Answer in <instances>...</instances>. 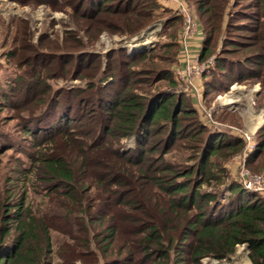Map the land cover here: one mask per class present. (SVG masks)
<instances>
[{"label":"trees","instance_id":"trees-1","mask_svg":"<svg viewBox=\"0 0 264 264\" xmlns=\"http://www.w3.org/2000/svg\"><path fill=\"white\" fill-rule=\"evenodd\" d=\"M87 1L91 5L85 8ZM185 1L189 5L191 0ZM242 1L194 0L203 15L201 58H208L217 48L214 64L202 76L205 98L248 78L259 79L264 89V0ZM62 2L72 7L73 21L93 41L104 31L128 37L140 33L154 21L157 8L151 0ZM239 17L249 23L238 24ZM72 31L66 33L75 34ZM68 38L62 47L67 51L61 54L64 67L75 59L74 65L80 63L81 70L91 69L89 74L70 75L87 83L50 94L45 81L50 79L51 69L38 72L39 82L44 79L45 83L40 94L47 98L42 101L44 106L26 119L29 122L24 130L34 137L43 132L52 140L60 138L67 149L73 148L68 154L34 152L23 175L36 170L49 184L48 191L63 195L75 213L81 211L82 215L74 218L84 228H80L85 235L83 244L90 253H94L92 245L101 264H211L204 260H229L239 246H245L251 264H264V200L238 183L228 182L226 165L212 159H227L240 152L243 137L209 128L185 94H152L142 87L164 80L174 90L179 82L173 66L159 67L151 61L146 68L136 70L130 61L135 55L112 60L118 50L108 52L102 66L100 54L82 51L85 44L81 38ZM28 73L24 70L17 76L12 99L24 89L39 91L35 80H28ZM35 94L26 102L41 104ZM68 94H76L77 101L67 102L63 96ZM61 102L57 122L43 119L50 106L57 109ZM261 131L264 135V126ZM129 137H134V147L124 151L120 140ZM177 139L194 141V157H190L195 162L179 166L165 158ZM255 147L261 155L264 138ZM225 148L228 152L224 154ZM95 149L113 156L112 167L107 170L102 166L106 171L96 179L116 196L114 206L125 207L122 222L128 227L125 236L131 237L125 251L124 246H115L122 239L120 223L95 219L91 224L98 223L102 230L93 232L83 226L90 208L84 206L82 169L90 168V153ZM27 188L21 192L10 188L7 198H0V264H52V227L27 205Z\"/></svg>","mask_w":264,"mask_h":264},{"label":"rangeland","instance_id":"rangeland-1","mask_svg":"<svg viewBox=\"0 0 264 264\" xmlns=\"http://www.w3.org/2000/svg\"><path fill=\"white\" fill-rule=\"evenodd\" d=\"M113 1L108 0V4ZM151 1L157 5V8L154 13V21L146 29L131 37L104 31L97 40L93 41L91 39L88 40L87 35L78 28L73 21V17H71L72 7L65 5L62 0H0V198L6 199L7 194H10V188L11 191L21 192L24 186H28L26 194L27 205L30 206L33 214L45 217L52 227V264H101L102 260L99 261L101 257H95L97 252L92 245L90 249L94 250V253H90V250L83 244L85 235L81 233L80 229L83 227L79 223V219L75 221L74 218L81 211L75 213L73 208L65 204L63 195L48 191L47 186L49 184L45 183L42 175L36 170L25 176L23 175V171L27 170L25 167L28 164H32L31 156H34L32 155L34 152L38 154V151L42 150L45 154L54 151V154L56 152L68 154L73 148V146H70L67 149V144L65 146V142L60 138L52 140L51 137L47 136L49 134L44 135L43 132L38 135L39 137H34L24 130V127L29 122L26 119L28 117L31 118L34 112L36 113L43 107L44 105L42 104L44 103L42 101L47 98L46 95L40 94L41 89L44 88L42 85L44 79L41 80V83L39 82L40 79L38 78L40 75L38 72L44 73L51 69L52 75L49 76L50 79L45 81L50 86H48L50 94L59 89L84 87L87 80L81 77V79H73L70 75H72V72H80L81 76V74H89L92 70L88 68L81 70L82 66L80 63L74 65L75 59H72L71 63L64 67L61 59V54L67 51L62 48L64 38L69 37L71 39V36L76 35L84 41L85 47H83L82 51L93 52L102 56V66H104L106 60L105 55L112 50H118L120 53L116 52L112 60L125 59L124 54L128 56L135 55L130 60L132 68L142 70L149 66L151 61H154L155 65L159 67L173 66V74L175 75L174 62H176L179 53L178 38L182 20L174 9L163 6L157 0ZM246 1L243 0L241 4ZM189 2V6L196 14L199 23L202 24L203 15L201 10H197L194 0ZM90 5L91 2L87 1L84 7L87 8ZM250 10L251 12L253 11L252 9H246V12H250ZM236 20L238 24L242 22L249 23L248 19L243 17H239ZM79 22L84 21L79 20ZM68 30H73L72 32L75 34L66 33ZM231 32L233 34L236 32L246 34V31ZM121 50H124V52L121 53ZM215 50L213 54L216 55L217 48ZM145 53L147 56H145ZM49 56H56V58L51 60ZM47 58L48 60H46ZM94 63L96 64L97 62L95 61ZM24 70L29 72L28 80H35V84H38L36 91H39L30 92V90H26L25 92L24 89L22 93L12 99V88L17 81V76ZM66 73L67 75L64 77ZM53 76L56 77L51 78ZM235 83H237V87L233 95L237 97L235 98L238 101L235 100L233 102V108L225 107L218 101V96H222L221 99L223 100L230 88L228 89L229 91H214L206 98L203 95L206 107L212 108L213 118L218 124L209 125L210 122L207 117L196 104L198 113L202 122L207 123L212 130L219 129L228 133L232 131L240 137H243L244 132L251 134L256 146V142L264 138V135H260L262 131L258 130L256 134L251 133L243 125V122L247 116L253 117L252 115L261 109L264 111V89H262L261 81L255 78H248ZM117 87L121 88L123 85L118 84ZM142 87L152 94L172 91L177 94H187L181 90L180 85H177L173 90L167 86V82L164 80L154 85L144 83ZM34 94L38 97V101L41 104L26 102ZM63 98L67 102H72L73 99L77 101L76 94L64 95ZM24 101L26 102L25 104H23ZM21 102L23 103L21 104ZM62 103L57 109L50 106L43 119H47L48 122H57ZM33 126L31 125L30 128ZM230 126L236 127L238 131L232 130ZM177 140L175 146L170 149L165 158L179 166L195 162L190 157H194L192 148L195 146L194 141L189 139ZM229 140L231 139H225V141ZM119 144L122 145V150H128L134 147V137L124 138L120 140ZM115 146H118V144H115ZM244 148L245 141L243 149L227 159H223L222 156L212 157L213 160L226 165L228 182H235L240 185L239 174L243 162H245L251 172L264 173V152L261 155L256 154L258 150L254 147L245 158ZM227 152L228 148H225L222 153L225 154ZM90 154V168L84 167L82 169L84 179L81 189H83L82 195L86 196L84 206L90 208L84 216L83 226L86 225L89 232H93L102 230L98 223L91 224V221L95 219L101 218L105 223L113 225L120 223L122 232L119 235H122V239L115 246H124L125 251L129 246L128 240L131 238L129 235L128 237L125 236V231H128V227L122 222L123 215L121 213L125 207L121 206L118 209L117 205L114 206L116 196L112 194L105 184L103 186L99 185L96 179V177L106 171L105 168L108 170L112 167L113 156L109 152L97 149ZM256 194L261 198L258 193ZM248 258V251L245 246H239L236 253L229 260H223L219 263L214 259L206 258L204 262L211 264H248Z\"/></svg>","mask_w":264,"mask_h":264},{"label":"built area","instance_id":"built-area-1","mask_svg":"<svg viewBox=\"0 0 264 264\" xmlns=\"http://www.w3.org/2000/svg\"><path fill=\"white\" fill-rule=\"evenodd\" d=\"M163 6L167 8L174 9L177 14L181 17L182 26L179 33L178 43H179V53L177 56V61L179 66L175 71V77L179 82L181 90L184 93L192 94L196 100V104L199 109L203 112L207 120L210 122L209 125L218 124L214 120L212 115V108L206 107L204 102V90L202 83V76L204 72L214 64L215 54H211L208 58H201V49L194 50L192 40L203 39V31H201L200 23L196 14L193 12L191 7L187 4L185 0H157ZM237 87V83L230 86V91L228 94L221 99L222 96H218V101L221 105L225 107L233 108V102L226 103L228 95H230L229 100L236 99L232 96ZM228 100V101H229ZM232 130L238 131L236 127L230 126ZM243 139L245 141L244 157L248 156L255 145L253 141V136L246 132L243 133ZM239 183L246 190L258 193L264 200V173H253L251 172L245 162L241 166V171L239 174Z\"/></svg>","mask_w":264,"mask_h":264},{"label":"crops","instance_id":"crops-1","mask_svg":"<svg viewBox=\"0 0 264 264\" xmlns=\"http://www.w3.org/2000/svg\"><path fill=\"white\" fill-rule=\"evenodd\" d=\"M200 28H201V31H203L201 24H200ZM202 40H200V39H194V40H192V44H193L194 50L201 49V47H202ZM178 66H179V62L176 60V63H175V66H174L175 71H176V69H177ZM186 97H188L191 100L193 106L195 107L196 106L195 98H193L192 96H190V94L189 95L186 94ZM196 108H197V106H196ZM197 110H198V108H197ZM252 116L253 117H251V116L248 117L247 116V118H245V120L243 122V125L247 127V130H249V132L256 134V132L258 130H261V128L264 126V111H262V109H261V110L257 111L255 114H253ZM230 133L232 135H234V136H237L232 131ZM248 264H251L250 259H249V263Z\"/></svg>","mask_w":264,"mask_h":264},{"label":"bare ground","instance_id":"bare-ground-1","mask_svg":"<svg viewBox=\"0 0 264 264\" xmlns=\"http://www.w3.org/2000/svg\"><path fill=\"white\" fill-rule=\"evenodd\" d=\"M233 93H234V92H232V96L234 97ZM229 96H230V95H229ZM229 96H228L227 99H226V103H228V102H234L235 100L238 101V99L229 100V98H230ZM235 97H236V96H235ZM236 98H237V97H236ZM238 98H239V97H238ZM228 100H229V101H228ZM259 115H260V114H259ZM254 124H255V123H254ZM252 128H253V127H252Z\"/></svg>","mask_w":264,"mask_h":264}]
</instances>
